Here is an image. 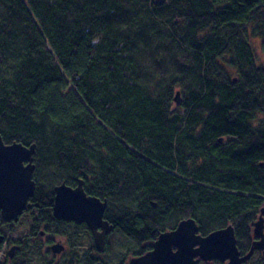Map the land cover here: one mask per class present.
I'll return each mask as SVG.
<instances>
[{
    "label": "trees",
    "instance_id": "16d2710c",
    "mask_svg": "<svg viewBox=\"0 0 264 264\" xmlns=\"http://www.w3.org/2000/svg\"><path fill=\"white\" fill-rule=\"evenodd\" d=\"M257 37L264 0H0V135L36 145L39 178L121 183L96 193L120 207L121 264L187 218L201 235L232 225L244 255L264 206Z\"/></svg>",
    "mask_w": 264,
    "mask_h": 264
},
{
    "label": "water",
    "instance_id": "95a60500",
    "mask_svg": "<svg viewBox=\"0 0 264 264\" xmlns=\"http://www.w3.org/2000/svg\"><path fill=\"white\" fill-rule=\"evenodd\" d=\"M166 1L154 0V4L162 6ZM173 101L176 107L181 106L183 100L179 91L175 92ZM34 152V144L29 147L15 142L5 145L0 135V214L6 222L17 220L29 207L28 199L35 190L31 165ZM23 162H28V165L24 167ZM55 191L54 215L63 220L85 222L91 230L97 251H102L105 235L110 230L109 224L103 220L106 203L86 196L80 187L72 191L62 185ZM98 229L102 231L98 232ZM252 231L254 240L243 255L232 225L201 235L197 222L187 218L174 229L159 233L149 251L131 258L126 264H200L215 260L225 264H245L257 251L264 255V207L258 220L252 224Z\"/></svg>",
    "mask_w": 264,
    "mask_h": 264
},
{
    "label": "flooded vegetation",
    "instance_id": "af4514ba",
    "mask_svg": "<svg viewBox=\"0 0 264 264\" xmlns=\"http://www.w3.org/2000/svg\"><path fill=\"white\" fill-rule=\"evenodd\" d=\"M235 82L233 81L232 83ZM5 145H9V143H5ZM29 146L26 145V147ZM36 150L37 147L35 145V152L31 162L33 166L32 180L35 184V190L33 196L28 199L29 207L15 221L6 222L0 214V235L2 236L0 264H90L91 261H94V264H110V261L106 260V252L110 247V243L115 241L116 237L122 238L120 219L117 216L119 212L116 209H114V212H110L111 202L106 198L107 193L103 196H99L96 193L100 190L102 191V188L107 190L108 193L119 191L121 183H118L115 188L110 186L109 180L101 183V179H98V182L94 183L93 175L88 170H84V168H78L77 172L63 173L61 175L58 173L59 167L55 165L51 168L55 167L54 171H50V184H47L44 179L48 188L47 186L42 187L43 178L42 176L39 178L38 175L42 166L37 159ZM22 165L25 167L28 162H23ZM62 185L72 191L80 187L86 196L97 198L101 203H106L103 220L109 224L110 230L105 235L102 251H97L91 230L85 222L63 220L54 215V205L57 197L55 189ZM43 203L47 205L44 206L45 204ZM28 213L32 214L34 218L21 221ZM20 222L26 228L21 227ZM16 224H18V228H15ZM101 231V229H98V232ZM115 252L116 248L113 253ZM261 255H263L262 252ZM28 256L34 263H30L26 259ZM115 256H117V253L112 257L116 258ZM131 258L133 257L127 258L123 264H126ZM18 259L19 262L16 261ZM115 263L121 264L119 261Z\"/></svg>",
    "mask_w": 264,
    "mask_h": 264
},
{
    "label": "rangeland",
    "instance_id": "374dc122",
    "mask_svg": "<svg viewBox=\"0 0 264 264\" xmlns=\"http://www.w3.org/2000/svg\"><path fill=\"white\" fill-rule=\"evenodd\" d=\"M263 44H264V39H261V38H259V37H257V38H252V39H251V46H252L253 52L255 53L256 63H258V64H263V65H264V49H263ZM229 59H230V56H229L228 54H223L222 56H220V57L217 58L216 60H217V62H218L219 67H220L222 70H224V72L228 75L229 78L237 77V76H238L237 72H236L233 68H231V66L228 64V60H229ZM218 65H217V66H218ZM175 89H176V91L179 90V91L181 92V96H182V98H183V92H182V90H181L179 87H176ZM172 107H174V102H172V106H171V108H172ZM176 109H177L178 112H181V111L183 110V109L181 108V106L177 107ZM258 119L261 120V119H263V117H259ZM262 125H263V124H262ZM36 151H37V150H36ZM36 154H37V152H36ZM37 159H38V158H37ZM43 169H44V171L47 170L46 167H44ZM51 170H52V169H51ZM47 171H48V170H47ZM46 174H48V172H45V177H43V179H42V184H43V185L46 183V182L44 181V178H46ZM48 175H50V174H48ZM110 183H111V182H110ZM110 183H109V184H110ZM109 184H108V185H109ZM44 187H45V186H44ZM154 206H155V205H154ZM263 207H264V206H263ZM114 209H116V210H117V209L120 210V207H118V205H117V207L114 206ZM114 209H113V207L111 206L110 211H112V210H114ZM259 215H260V214H258V215L256 216L257 219H258ZM26 219L30 220V218H28V216L26 215V216H24V217L21 219V221H25ZM20 226L26 228V226H23V224L21 225V222H20ZM17 227H18V226H17ZM252 238H253V237H252ZM115 248H116V252H115V253H117V256H115V257L117 258V260H116V258L112 257V256L115 254V253H113L114 250H115ZM128 248H129V246H128L127 242H125L124 239H122V238H120V237H118V238L116 237V238H115V241H113V242L110 243V247H109V249H108L107 252H106V256H107V257H106V260L108 259V260L110 261V264H116L115 262H118V261L120 260L121 257H124L125 250L128 249ZM260 254H261V252H256V253H254V255L252 256V258L250 259V261H248V263L246 262L245 264H249L250 262L255 261L256 259H258V258L260 257ZM119 256H120V257H119ZM26 259L29 260L30 263H34V262L31 260L30 256H28ZM16 261L19 262V259L16 260ZM113 262H114V263H113ZM206 263H207V262H206ZM90 264H94V261H91Z\"/></svg>",
    "mask_w": 264,
    "mask_h": 264
}]
</instances>
